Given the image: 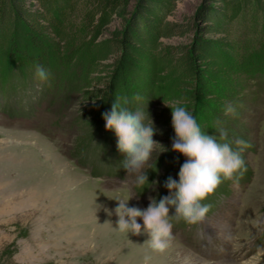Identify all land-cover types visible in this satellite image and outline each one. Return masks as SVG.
<instances>
[{"label": "rangeland", "instance_id": "374dc122", "mask_svg": "<svg viewBox=\"0 0 264 264\" xmlns=\"http://www.w3.org/2000/svg\"><path fill=\"white\" fill-rule=\"evenodd\" d=\"M27 4L28 30L0 12V264H143L146 255L149 264H264V0ZM125 30L131 43L122 49L113 41ZM179 48L196 53L194 62ZM38 61L47 83L35 78ZM120 63L118 97L143 111L146 125L152 119L160 144L143 187L122 168L115 132L103 144L82 118L88 93ZM229 105L235 112L226 115ZM176 106L207 135L218 138L219 120L235 148L244 140L248 171L217 189L222 198L203 223L172 220L175 239L156 253L147 234L117 231L105 209L118 206L114 198L135 196L128 207L144 209L169 195L165 181L183 161L172 151Z\"/></svg>", "mask_w": 264, "mask_h": 264}, {"label": "clouds", "instance_id": "9594fccd", "mask_svg": "<svg viewBox=\"0 0 264 264\" xmlns=\"http://www.w3.org/2000/svg\"><path fill=\"white\" fill-rule=\"evenodd\" d=\"M49 77L47 69L39 64L35 66V78L39 82L47 83ZM134 99L138 101L140 97ZM130 103L127 97H117L111 111L102 115L106 130L115 132L117 148L125 157L121 162L122 168L128 174H137L136 184L143 187L148 183V177L142 170L160 144L153 139L156 129L152 119L146 125L144 112L139 109L132 111L128 107ZM171 110L175 133L172 151L187 158L180 167L178 182L169 177L164 184L169 195L161 197L158 202L150 197V203L144 209L128 207L129 200L135 197L131 195L114 198L118 206L114 210L105 209L110 216L114 212L118 217L117 231L126 235L147 234L149 238L144 244L156 253H164L175 239L172 220H183L189 225L203 223L211 205L201 202L214 193L222 179L238 183L246 171L242 151L247 144L238 139L234 142L238 147L234 149L221 121H216L217 138L202 132L193 114L185 107L176 106ZM234 112L231 105L225 107L226 115ZM170 209L175 210L174 215H169ZM137 218L142 219L143 226ZM150 259L146 255L143 264H149Z\"/></svg>", "mask_w": 264, "mask_h": 264}, {"label": "trees", "instance_id": "16d2710c", "mask_svg": "<svg viewBox=\"0 0 264 264\" xmlns=\"http://www.w3.org/2000/svg\"><path fill=\"white\" fill-rule=\"evenodd\" d=\"M257 1V0H255ZM28 0H4L5 7L0 10L1 13L4 14V16L8 17L10 20H12L14 23H19L22 22L24 27L28 29L29 25L28 23V15L31 14L30 8L27 6ZM204 18V16L202 17ZM181 32L182 34L186 33L187 31L184 30V26H181ZM129 37L128 35V30H125L118 35V40H114L113 44H118L122 49L127 48L128 45H130L131 42L127 40ZM120 49V48H118ZM180 53V57L183 62H187L188 64H191L195 60L196 53L193 51H190L189 53L185 52L182 48L176 49ZM42 64V62H37V64ZM123 67L124 63H120L117 68V72L115 76L111 79L104 80V81H99L95 88L91 90L88 93V100L90 103H88L84 108H83V115L82 118L83 120L87 121L89 124V128L91 130H94L95 133H97L99 136L102 135L105 137V140H103V144H106L107 142L110 141L111 133L110 130H106L105 128V121L103 119V113L111 111L112 104L118 97V87L120 83V79L122 77V72H123ZM96 72L93 71L92 74H95ZM115 144H117V139L114 141ZM233 148L235 149V145H232ZM182 155V154H181ZM183 156V155H182ZM243 157V155H242ZM186 157L183 156V161L176 167V174H175V180L178 182V173L180 170V167L183 163L186 161ZM244 161L245 158L243 157ZM246 166V162H245ZM246 170L248 171V168L246 166ZM247 174L245 171L243 176L240 178L238 183H241L243 181L244 175ZM246 183V182H245ZM244 183V184H245ZM235 184L232 180H223L222 183L217 187V189H220L221 187H224L225 189H228L231 187V185ZM243 184V185H244ZM217 189L209 195L205 200H203L201 203L202 204H208L211 205V211L214 209L215 202H219V197L222 198V196L218 195L219 192ZM227 190L222 191L221 193L225 194ZM226 197V196H224ZM221 202V201H220ZM179 223V222H175Z\"/></svg>", "mask_w": 264, "mask_h": 264}, {"label": "bare ground", "instance_id": "6f19581e", "mask_svg": "<svg viewBox=\"0 0 264 264\" xmlns=\"http://www.w3.org/2000/svg\"><path fill=\"white\" fill-rule=\"evenodd\" d=\"M38 194V193H37ZM54 194V193H53ZM41 195V194H40ZM38 196V195H37ZM114 236V235H113Z\"/></svg>", "mask_w": 264, "mask_h": 264}]
</instances>
